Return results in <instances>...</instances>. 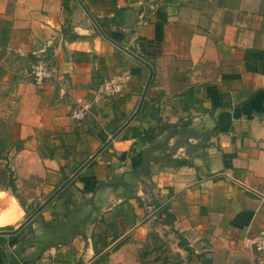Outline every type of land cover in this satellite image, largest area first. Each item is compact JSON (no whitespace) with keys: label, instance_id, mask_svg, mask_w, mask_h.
<instances>
[{"label":"crops","instance_id":"obj_1","mask_svg":"<svg viewBox=\"0 0 264 264\" xmlns=\"http://www.w3.org/2000/svg\"><path fill=\"white\" fill-rule=\"evenodd\" d=\"M0 53L9 135L22 140L15 195L0 188L13 201L48 198L144 91L40 209L38 237L3 246L6 264L12 252L23 264H137L129 242L157 231L155 216L200 264H253L242 240L264 238V0H0ZM38 55L57 70L42 84L27 74ZM122 72L121 92L69 117L75 98ZM141 163L150 172L132 173ZM7 205L0 227L15 228L24 208L15 223L21 204Z\"/></svg>","mask_w":264,"mask_h":264},{"label":"rangeland","instance_id":"obj_2","mask_svg":"<svg viewBox=\"0 0 264 264\" xmlns=\"http://www.w3.org/2000/svg\"><path fill=\"white\" fill-rule=\"evenodd\" d=\"M12 84L13 81H3L2 80V73H0V117H2L5 121H10L12 119V113L15 109V101L13 99V96L11 94V89H12ZM13 151L10 150L9 153L7 154L6 158H0V169L2 168H10V160L12 158ZM7 175V173H6ZM15 179V178H14ZM7 183V179L2 178L0 175V187H4ZM37 185V184H36ZM18 192H23L25 187L21 184L18 188ZM149 191H152L154 193V189L151 187L149 188ZM16 192V194H18ZM20 200L25 204L26 210L24 209V214L22 215L23 212V207L21 206L19 209V213L15 215L14 222L16 223L19 217L22 215L20 220H23L27 215L30 214L31 209L39 203V200L33 199V200H25L20 198ZM0 202L1 205L3 206H9L7 205L8 202H13L14 204H18L19 202L17 200H11V197L5 193L3 190H0ZM145 202L149 207H151V204L153 203L152 200L150 199V196H148L147 199H145ZM148 207V210H149ZM8 208V207H7ZM152 215V214H151ZM37 216L34 218L33 222L30 224V226H25L19 233V239L23 238L24 236L27 238H36L38 235H34L33 232L34 230L37 229V227H32V224L38 223ZM0 220H2L0 218ZM152 223H157L155 224L157 226V231L155 232V237L154 235L150 236L149 231L144 239L142 241H136L134 239L133 241H130L129 243L132 244L129 248H127L128 252V259L133 258L135 255L139 257L141 252H144L146 249H151L149 253H147L144 256V260H141L137 264H200L199 263V258L192 254L188 255L187 251H184L182 248L177 246L178 236L176 235L175 232H172L170 229H167L165 227H162L160 225V222L157 220V217L155 216L154 218H151ZM159 222V223H158ZM14 227V226H12ZM178 240V241H177ZM153 246H157L154 250L152 249ZM191 257L188 259V257ZM158 258V259H157ZM111 264H116V263H111ZM122 264H135V263H122Z\"/></svg>","mask_w":264,"mask_h":264},{"label":"built area","instance_id":"obj_3","mask_svg":"<svg viewBox=\"0 0 264 264\" xmlns=\"http://www.w3.org/2000/svg\"><path fill=\"white\" fill-rule=\"evenodd\" d=\"M57 70L47 58L38 55L29 61L27 74L35 84H42L56 76ZM129 74L122 72L114 74L103 80L93 91L90 101L83 98H75V104L70 107L68 115L74 120H80L88 113L92 104H97L115 96L126 86L129 81ZM242 244L255 251L253 264H264V238L262 236H247L242 240Z\"/></svg>","mask_w":264,"mask_h":264},{"label":"trees","instance_id":"obj_4","mask_svg":"<svg viewBox=\"0 0 264 264\" xmlns=\"http://www.w3.org/2000/svg\"><path fill=\"white\" fill-rule=\"evenodd\" d=\"M0 58H1V53H0ZM14 58L18 59L20 57L18 55H15ZM27 59H29V57H27ZM31 60H33V58ZM8 126H9V122L8 121H5L2 117H0V158H6L7 157V154L9 153L10 150H12L13 152H16V151L20 150L21 147H22V140L21 139L12 140L10 138L9 131H8ZM151 139H152V136H146V135L145 136H142L140 138V140H149V141ZM140 169H143V171H145L146 173H148V172H150L149 171L150 170V165L149 164L145 165V164L141 163V164H139L137 166H131V169L130 170L132 171V173L135 174ZM6 173H7V175H6ZM0 175L2 176V178H5L6 177V179H7L6 185L4 187H0V188H9L10 189V192L15 195V185H14V183L11 180V179H14L12 170L10 168H2V169H0ZM18 202L26 210V206L20 200V198H18ZM38 205H39V203L36 204L31 209L30 213ZM158 205L160 206L159 207V212L164 215L163 218H162V221L164 223H167L168 221H171L172 220V214H170L168 212V206L166 204H162V205L161 204H158ZM37 216H39V213H37L27 224H25L24 227L25 226H30V224L34 221L33 219L36 218ZM11 229H13V227L10 226V225H5V226H1L0 227V230H11ZM22 229H23V227H22ZM21 230H19L15 234L8 235L6 238L4 236H0V252H1L2 256H3L2 257V264H6V261L4 259L3 246L4 245H7L8 247H10V246H12L14 244H17L19 242V240H20L19 239V233L21 232ZM175 233H176V235H179L177 233V231H175ZM149 234H150V236L151 235L152 236L153 235L155 236V232L153 233V231L150 232ZM178 246L181 247L182 249L186 250V251H189L190 250V248L188 246H186L181 239H179V241H178ZM155 248H157V246H153L152 249L154 250ZM150 251H151V249L150 250L149 249H146L144 252H141V254L139 255V259H143L144 256L147 253H149ZM12 256L14 257L15 262L17 264H23V260H24L25 257H22V256L19 257V256H17V254L15 252H12Z\"/></svg>","mask_w":264,"mask_h":264},{"label":"water","instance_id":"obj_5","mask_svg":"<svg viewBox=\"0 0 264 264\" xmlns=\"http://www.w3.org/2000/svg\"><path fill=\"white\" fill-rule=\"evenodd\" d=\"M145 90V88H144ZM143 94L144 91L142 92V95L139 99V102L137 104L136 109L134 110V112L127 118V120L108 138L105 140V142L91 155L87 158V160H85V162H83V164L77 168L76 171L73 172V174H71L70 177H68L48 198H46L42 203H40L29 215H27L22 222H20L15 228H13L12 230H6V231H0V234H4V235H10V234H14L17 231H19L20 228H22L25 224H27L39 211L40 209L48 202L50 201L82 168L84 165H86L101 149H103L108 142L113 139L118 132L125 127L128 122L134 117V115L136 114L138 108L140 107L142 98H143ZM2 254L0 252V264H2Z\"/></svg>","mask_w":264,"mask_h":264}]
</instances>
